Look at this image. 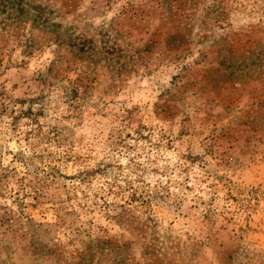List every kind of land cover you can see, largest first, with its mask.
<instances>
[{"label":"rangeland","instance_id":"1","mask_svg":"<svg viewBox=\"0 0 264 264\" xmlns=\"http://www.w3.org/2000/svg\"><path fill=\"white\" fill-rule=\"evenodd\" d=\"M0 264H264V0H0Z\"/></svg>","mask_w":264,"mask_h":264}]
</instances>
